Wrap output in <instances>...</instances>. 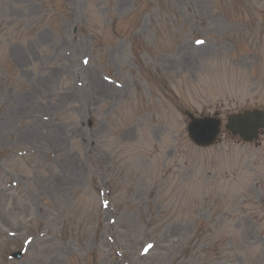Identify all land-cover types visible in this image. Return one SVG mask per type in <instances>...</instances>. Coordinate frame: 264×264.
Instances as JSON below:
<instances>
[{"label": "rangeland", "instance_id": "obj_1", "mask_svg": "<svg viewBox=\"0 0 264 264\" xmlns=\"http://www.w3.org/2000/svg\"><path fill=\"white\" fill-rule=\"evenodd\" d=\"M253 106L264 0H0V264H264V137L186 129Z\"/></svg>", "mask_w": 264, "mask_h": 264}, {"label": "water", "instance_id": "obj_2", "mask_svg": "<svg viewBox=\"0 0 264 264\" xmlns=\"http://www.w3.org/2000/svg\"><path fill=\"white\" fill-rule=\"evenodd\" d=\"M208 122L206 120H197L194 122L193 126H192V129H191V133L193 135V137L195 139H197V137L201 136L204 132H208ZM248 128V126H247ZM241 129H242V132L245 131L246 129V125H241ZM216 133V128L213 127V132L210 134L211 137H213ZM208 141L205 140L204 143H207Z\"/></svg>", "mask_w": 264, "mask_h": 264}, {"label": "bare ground", "instance_id": "obj_3", "mask_svg": "<svg viewBox=\"0 0 264 264\" xmlns=\"http://www.w3.org/2000/svg\"><path fill=\"white\" fill-rule=\"evenodd\" d=\"M197 48H198L199 50L201 49V47H197ZM188 57H189V58H191L192 56H191V55H189Z\"/></svg>", "mask_w": 264, "mask_h": 264}, {"label": "snow or ice", "instance_id": "obj_4", "mask_svg": "<svg viewBox=\"0 0 264 264\" xmlns=\"http://www.w3.org/2000/svg\"><path fill=\"white\" fill-rule=\"evenodd\" d=\"M197 43H203V41H197ZM85 63H87V61H85Z\"/></svg>", "mask_w": 264, "mask_h": 264}]
</instances>
